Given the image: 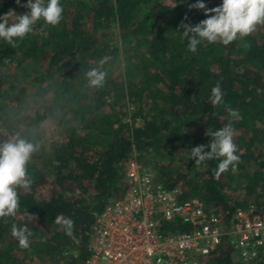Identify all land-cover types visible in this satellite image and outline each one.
<instances>
[{
    "label": "trees",
    "instance_id": "trees-1",
    "mask_svg": "<svg viewBox=\"0 0 264 264\" xmlns=\"http://www.w3.org/2000/svg\"><path fill=\"white\" fill-rule=\"evenodd\" d=\"M27 3L0 0V16L25 14ZM60 3L58 26L39 21L15 48L0 40V144L23 138L38 145L28 165L30 189L18 190L16 215L0 219V264H83L95 218L124 191L125 164L134 158L148 156L159 180L182 184L187 197L222 214L264 204V25L227 46L202 42L193 54L181 25L208 18L190 9L197 0ZM105 57L106 82L89 87L86 72ZM218 84L224 104L213 107ZM228 107L242 119L233 120ZM46 121L58 138L48 139ZM229 123L240 163L217 178L220 160L196 165L191 149L211 142L207 130ZM58 217L74 221L71 236ZM13 224L33 233L27 249L12 236ZM208 264H264V253L246 263L223 248Z\"/></svg>",
    "mask_w": 264,
    "mask_h": 264
},
{
    "label": "built area",
    "instance_id": "built-area-1",
    "mask_svg": "<svg viewBox=\"0 0 264 264\" xmlns=\"http://www.w3.org/2000/svg\"><path fill=\"white\" fill-rule=\"evenodd\" d=\"M180 224L190 228L173 230ZM223 248L246 263L264 253V204L222 214L134 158L125 164L124 191L95 218L83 264H208Z\"/></svg>",
    "mask_w": 264,
    "mask_h": 264
},
{
    "label": "clouds",
    "instance_id": "clouds-1",
    "mask_svg": "<svg viewBox=\"0 0 264 264\" xmlns=\"http://www.w3.org/2000/svg\"><path fill=\"white\" fill-rule=\"evenodd\" d=\"M20 4V0H16ZM29 9L25 14L17 15L14 10L0 16V40L13 48L18 41H23L32 31L34 25L43 20L45 24L56 27L62 20L63 7L60 0H28ZM203 10L208 17L195 26L183 24V37L189 39L188 50L195 54L198 45L221 43L225 46L237 39L250 36L258 25H264V0H222V5L207 9L205 3L197 0L190 5V9ZM187 19V17L185 18ZM105 57L100 61V68H91L86 72L89 87H103L107 72L101 70L107 63ZM211 104L213 107L224 104V93L218 84L212 88ZM233 120L242 119L238 110L227 108ZM206 135L211 137L207 146H197L191 149V157L196 165L205 161L218 159L220 163L215 170L218 178L230 168L235 171L240 163L237 145L234 143L235 129L229 123L215 132L207 130ZM206 147L210 151H206ZM38 145L18 138L14 142L0 144V219L14 217L19 209V191L30 189L33 180L28 172V165ZM56 222L62 224L66 234H73L74 221L71 218L58 217ZM12 236L18 241L21 248L30 246V237L33 233L25 226L12 225Z\"/></svg>",
    "mask_w": 264,
    "mask_h": 264
},
{
    "label": "rangeland",
    "instance_id": "rangeland-1",
    "mask_svg": "<svg viewBox=\"0 0 264 264\" xmlns=\"http://www.w3.org/2000/svg\"><path fill=\"white\" fill-rule=\"evenodd\" d=\"M163 3L165 4H171V5H175L177 4L180 0H161ZM141 105L143 104H139L138 107H140ZM135 107V106H134ZM132 107L130 109H128L127 107L125 108V112L128 113L127 115V118L128 120H133V117L130 116V114H133L132 112ZM131 112V113H130ZM45 126H46V136L48 137V139L52 140V139H56L59 137V133H58V130L56 129V126L54 123H52L51 121H46L45 122ZM139 162H142L144 164H149V157L148 156H145L143 158H136ZM44 194H47V191H43ZM33 261L37 262V264H40L39 263V260L37 259H34ZM41 264H46V263H41Z\"/></svg>",
    "mask_w": 264,
    "mask_h": 264
}]
</instances>
